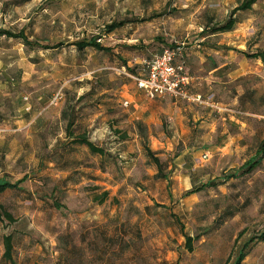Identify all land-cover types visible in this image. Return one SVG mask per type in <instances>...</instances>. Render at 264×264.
Masks as SVG:
<instances>
[{"label":"rangeland","instance_id":"rangeland-1","mask_svg":"<svg viewBox=\"0 0 264 264\" xmlns=\"http://www.w3.org/2000/svg\"><path fill=\"white\" fill-rule=\"evenodd\" d=\"M201 1L0 0V27L24 29L43 44L62 43L32 50L0 37V178L26 176L22 189L0 196L14 217H0V264H11L3 259L9 233L18 264H231V252L264 229V159L245 178L225 179L264 137V62L241 52L264 51V10L252 24L223 35L227 65L205 93L215 106L192 105L175 118L169 97H147L133 78L154 53L136 50L143 41L135 36L120 40L134 29L112 37L104 29L114 16L143 18L140 34L157 38L146 44L149 50L183 47L202 34L204 24L190 16L204 12ZM206 1L227 2L215 11L225 19L240 0ZM121 6L128 10L114 15ZM93 36L115 51H79L73 44ZM131 97L152 108L150 101H158L164 112L137 121ZM67 106L75 134L103 146L105 157L71 144L62 116ZM145 145L160 154L167 179L147 163ZM209 180L218 185L185 194ZM185 234L198 236L193 251ZM242 264H264V242Z\"/></svg>","mask_w":264,"mask_h":264},{"label":"trees","instance_id":"trees-1","mask_svg":"<svg viewBox=\"0 0 264 264\" xmlns=\"http://www.w3.org/2000/svg\"><path fill=\"white\" fill-rule=\"evenodd\" d=\"M259 1L261 0H240L238 5L232 9L231 13L229 14L225 22L221 24L219 23L214 24L209 27L206 26L203 29L202 33L203 34L204 33H218V32H227V31L233 30L237 23V18L235 17V14L238 11L251 10L253 8V5L258 3ZM128 21L129 20H119V21L115 20L109 24H105L104 25L105 32L110 33L116 30L117 28L122 27ZM0 37H5L7 39H13L23 44L25 47L32 49V50H48V49H53V48H56L62 45V43H58L52 46L49 44H43L39 42L38 40H32L26 34L24 29L15 31L9 28L0 27ZM99 39L100 37L93 36L90 39L79 40L77 42H74L73 44L76 46V48L79 51H83L88 47L94 48L97 51H101V52L114 51L115 48L113 46H105L104 44L101 43V41H99ZM165 47L167 46L165 45L164 48ZM177 47L174 45H170L169 48L176 49ZM164 48H162V50ZM241 52L244 53V55L249 58L260 59L264 62V51L263 50H257L255 52H248V51H241ZM19 78L20 76H18L16 80H18ZM11 80H14V78ZM83 98H84V94L79 97V100ZM69 112H70L69 106H67L66 109L62 111V116L65 117V119H67L65 131H66L67 137H69L70 139L71 144L78 145V146H86L92 154H97V155H100L101 157L106 156L107 151L103 146L98 145L95 142H93L86 134H83V133L75 134L74 120L72 119V115L70 116ZM145 152L147 154V163L154 164L158 169L157 174H156L157 178L167 179L168 176L164 173L165 162L160 157V154L152 150L147 145H145ZM263 159H264V137L260 141V144L257 147L255 154L251 156L250 158H248L238 168H236L235 170L230 172L228 175H226L225 179L234 178L238 180V179L245 178L246 176L252 174L257 168H259L262 165ZM125 162H128V160H126ZM129 163H130V160H129ZM25 180H26V176L14 182L10 181L6 177L0 178V196L5 191L10 190V189H22V183ZM217 185L218 184L215 180H209L201 184L198 187H193L187 190L185 194L191 195L201 190H204L206 188L215 187ZM102 195H103L102 197L95 196L94 198L95 201L102 202L103 198L108 195V192L106 191ZM2 216L6 217V219H8L9 221L14 220L12 213L8 212L5 209V207L2 204H0V217ZM243 233L244 232L241 231L238 237H241ZM197 238L198 236H192L190 234H185V245L189 251H193V248H194L193 242ZM259 242H264V229L261 230L258 234L250 236L249 238H247V240H245L242 244H240L239 249L237 251L231 252L228 260L231 261L233 257L232 255H234V260L232 261L231 264H242L244 259L248 256V254L252 250L253 246ZM3 247H4L3 259L10 262L11 264H18L14 258V236L12 235V233L6 234L3 237ZM171 264H178V263H171Z\"/></svg>","mask_w":264,"mask_h":264},{"label":"crops","instance_id":"crops-1","mask_svg":"<svg viewBox=\"0 0 264 264\" xmlns=\"http://www.w3.org/2000/svg\"><path fill=\"white\" fill-rule=\"evenodd\" d=\"M121 4L124 3V0H119ZM116 5H118L116 3ZM143 5H145L143 3ZM142 5V8H144ZM195 5L193 2H190L189 5H187L190 10H192L194 8ZM227 5V2L222 1L221 3L218 2H214L211 3L209 1H201V3H199L198 9H205L204 12H198V10L191 12L190 16L191 19H193L192 21L196 24L199 25H203V27H200V31H203V29L206 26H212L214 24H221L223 22H225V20L228 18L229 14L231 12H225V15H227V17L225 19L223 18H219V16L216 14L215 11H217L218 9H222L224 8V6ZM238 5V3H235V5L232 7L235 8ZM119 7V6H116ZM114 8L113 14L114 15H118V11L120 10H128L127 8H123L121 6V8ZM264 10V1L261 0L258 3L253 5V8L251 10H247V11H238L235 14V17L237 18V23L234 27L233 30L231 31H227V32H218V33H202V34H197L195 36H192V39L189 42H185L184 45L185 46H179L180 47V54L177 55L176 57V61H183L184 65H185V69L187 74L190 76V84H189V92L192 96H197V95H201L204 99H205V93H209L212 91V89L214 88L212 86L213 83L217 82V75L220 73L221 69L223 67H225L227 65V62L224 61L228 54H226L225 52V45L224 44V38L223 35H225L226 33H233L235 31H237L239 28H241L240 26H243L244 24H246V22H250L251 24L255 21L256 19V11L257 10ZM116 13V14H115ZM143 17V14L142 16ZM115 20H129L125 25H123L122 27L117 28L116 30L112 31L109 33V36L112 37V35L115 32H122V31H126V33L130 32V30L132 31V29H134V35L132 34H127L130 37H124V39H120L122 41H128V43H130L133 39L132 37L135 36V40L134 41H140L142 39V43L139 47V50L142 54H148V55H152L153 56L155 54H158L161 52L162 48H164L165 45H162L161 47H157L156 49H152L149 50L148 46L146 44H150V43H154V40H156L157 38L155 36H152V38H150L151 40H148L143 37V35L140 34V29H142L143 27V23L144 20L143 18H135V19H118L116 18V16L113 17V19L109 22L111 23L112 21ZM139 20H142L141 22H138ZM152 20L149 21V24H152ZM107 23V24H109ZM247 33V32H246ZM235 35V33L233 34ZM245 35V34H244ZM249 35V34H248ZM105 45V44H104ZM144 45V46H143ZM188 45V46H187ZM107 46V45H105ZM111 46V45H110ZM240 46V45H239ZM230 47L227 48V50H229ZM224 50V51H223ZM115 51V49H114ZM244 51V50H242ZM229 52V51H227ZM144 69V68H143ZM145 75V72L138 75V76H143ZM216 78V79H214ZM139 91H143L141 89H138ZM144 92V91H143ZM210 97V96H209ZM166 98V97H164ZM208 98V97H207ZM168 100H172V103L170 104V109L172 111H170V115L174 116V118L176 117V111H180L181 109H191L192 105H196V106H200V107H204L203 105H208V107H213L215 106L214 102H207V104H200L188 99H184V98H172L169 97L167 98ZM131 101L135 102L134 106L136 107V112H135V116L134 118L137 121H142L145 120L144 114L145 113H149L150 116H157L159 114H161L162 112H164V109L161 107H157L158 101H150L151 103L149 105H152L153 108L151 106H143V105H139V103L135 100L134 97H131ZM184 105V107H183ZM186 105V106H185ZM214 109V108H213ZM192 111V110H191ZM142 122H139L140 125H142ZM142 127V126H141ZM136 136L137 132H136ZM76 147H80L78 145H75ZM83 148L87 149L86 146H82ZM108 151V150H106ZM105 157V156H104Z\"/></svg>","mask_w":264,"mask_h":264},{"label":"built area","instance_id":"built-area-1","mask_svg":"<svg viewBox=\"0 0 264 264\" xmlns=\"http://www.w3.org/2000/svg\"><path fill=\"white\" fill-rule=\"evenodd\" d=\"M180 47H165L160 53L143 61V76H134L138 87L149 98L172 97L184 98L200 104H207L201 95L192 96L188 91L190 76L184 62L176 61Z\"/></svg>","mask_w":264,"mask_h":264}]
</instances>
